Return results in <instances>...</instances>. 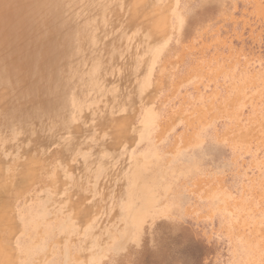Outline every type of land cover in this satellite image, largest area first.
<instances>
[{
	"label": "rangeland",
	"instance_id": "obj_1",
	"mask_svg": "<svg viewBox=\"0 0 264 264\" xmlns=\"http://www.w3.org/2000/svg\"><path fill=\"white\" fill-rule=\"evenodd\" d=\"M56 1L0 0V264H264V0Z\"/></svg>",
	"mask_w": 264,
	"mask_h": 264
},
{
	"label": "bare ground",
	"instance_id": "obj_2",
	"mask_svg": "<svg viewBox=\"0 0 264 264\" xmlns=\"http://www.w3.org/2000/svg\"><path fill=\"white\" fill-rule=\"evenodd\" d=\"M43 1V0H42ZM48 1H51V0H48ZM36 2H37V0H36ZM38 2H40V0H38ZM44 2H45V0H44ZM123 2V1H122ZM57 3H62L61 1H56L55 3H53V2H48L47 3V7H45V8H47V10L49 11V12H47V14L48 15H50V16H52V15H56V14H58L59 13V11H60V9H62L63 8V4L62 5H57ZM119 3V2H118ZM37 4H39V3H37ZM36 4V5H37ZM45 4V3H44ZM42 6H43V4H42ZM115 6V5H114ZM113 6V7H114ZM44 7V6H43ZM110 7V6H109ZM112 8V7H111ZM52 9V10H51ZM43 10L41 9V8H39V7H36V8H34L32 11H31V13H28L27 14V16L22 20V22H23V24H25V26L26 27H29L30 25H31V23H32V20L34 19V18H36V13L38 14V13H40V12H42ZM106 12V11H105ZM132 12V11H131ZM106 15V14H105ZM151 16H149V18H150ZM148 18V19H149ZM152 18V17H151ZM150 18V19H151ZM111 19V18H110ZM109 20V19H108ZM109 22V21H108ZM116 22V21H115ZM118 22V21H117ZM117 24V23H116ZM115 24V26L117 27V25ZM123 24H120V26H122ZM150 25V24H149ZM161 27H160V24L158 23L157 24V21L156 20H154L153 21V23L151 24V26H150V29H151V32L152 31H154V30H158V29H160ZM163 28V27H162ZM162 29H160V31H161ZM80 32H81V29H77V31H75V32H73L72 34H70V35H68V33H67V35H68V37H69V40L68 39H66V40H63V42L62 43H60L59 42V44H57V43H49L50 45H49V48L52 50H50L54 55H57V54H60V55H63V53H64V50H66V51H69V47H68V45H70L72 48L71 49H73L72 51H79L80 49H81V47H82V45H81V41H80V39H79V34H80ZM152 33H154V32H152ZM19 34V33H18ZM131 35V34H130ZM139 34H137V36H138ZM141 35V34H140ZM138 37H140V36H138ZM149 37V36H148ZM75 39V40H74ZM139 39V38H138ZM144 43V42H143ZM148 44V43H147ZM10 72H12L11 70H10ZM3 77L5 78V77H8L7 76V74L6 73H4V75H3ZM25 181V180H24ZM143 190H144V187L143 186H139L138 187V192L139 193H141V192H143ZM136 193H134L133 191L131 192V191H128V197H129V199H131V198H133V196L135 195ZM129 202V201H128ZM0 204H2V203H0ZM0 214H2V212L0 213ZM0 216H2V215H0ZM1 220V219H0ZM9 222V221H8ZM11 226V225H10ZM1 227V226H0Z\"/></svg>",
	"mask_w": 264,
	"mask_h": 264
}]
</instances>
